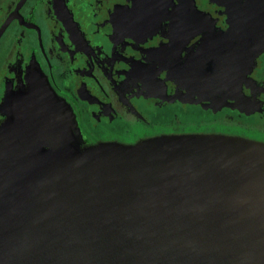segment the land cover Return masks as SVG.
<instances>
[{
    "label": "water",
    "instance_id": "obj_1",
    "mask_svg": "<svg viewBox=\"0 0 264 264\" xmlns=\"http://www.w3.org/2000/svg\"><path fill=\"white\" fill-rule=\"evenodd\" d=\"M27 80L1 106L0 264H264V142L187 133L82 146L39 66Z\"/></svg>",
    "mask_w": 264,
    "mask_h": 264
},
{
    "label": "flooded vegetation",
    "instance_id": "obj_2",
    "mask_svg": "<svg viewBox=\"0 0 264 264\" xmlns=\"http://www.w3.org/2000/svg\"><path fill=\"white\" fill-rule=\"evenodd\" d=\"M33 65L73 108L82 146L264 142V0H0V125Z\"/></svg>",
    "mask_w": 264,
    "mask_h": 264
},
{
    "label": "rangeland",
    "instance_id": "obj_3",
    "mask_svg": "<svg viewBox=\"0 0 264 264\" xmlns=\"http://www.w3.org/2000/svg\"><path fill=\"white\" fill-rule=\"evenodd\" d=\"M246 105H244L243 107H245ZM242 110V109H241ZM252 119H254V118H252ZM257 119V118H256Z\"/></svg>",
    "mask_w": 264,
    "mask_h": 264
}]
</instances>
